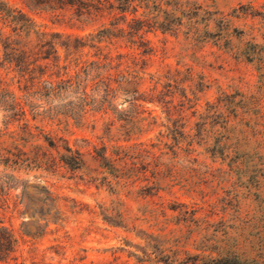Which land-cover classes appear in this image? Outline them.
Returning a JSON list of instances; mask_svg holds the SVG:
<instances>
[{"label":"rangeland","instance_id":"rangeland-1","mask_svg":"<svg viewBox=\"0 0 264 264\" xmlns=\"http://www.w3.org/2000/svg\"><path fill=\"white\" fill-rule=\"evenodd\" d=\"M6 2L110 39L60 50L57 96L1 72L26 116L0 107V264H264V0ZM97 49L145 72L144 95L87 79Z\"/></svg>","mask_w":264,"mask_h":264},{"label":"trees","instance_id":"trees-1","mask_svg":"<svg viewBox=\"0 0 264 264\" xmlns=\"http://www.w3.org/2000/svg\"><path fill=\"white\" fill-rule=\"evenodd\" d=\"M50 1L53 3L63 2V0ZM80 5L87 8L86 4L82 3ZM0 25L4 29L11 30L10 34H4L0 30V107L8 114L7 118L10 124L25 117L26 111L17 95L9 88L8 81L2 77V70L13 69L18 73L21 80L26 81L28 77L35 80V76H39L38 73L42 72L39 78L42 79L48 76L50 80L44 82L46 96H57L63 90V85L65 88L68 86L67 89H69L74 85L73 80L75 79L68 78L65 81L60 79L61 82L59 83H54L55 81L52 80L62 69H66L61 67L60 50H64L72 58V54L84 49L88 41L91 42V47H95V42L102 43L110 39L106 34L107 29L100 31L96 36L89 37L87 40L64 36L60 33L42 32L28 19L26 14L10 7L6 0H0ZM97 50L99 52L98 60L86 63L83 66V73L87 79L92 77V80L103 85L107 97L114 93L115 86L120 87L124 83L134 84L136 87L134 93L144 95L138 92V87L145 80V72L134 69L131 64L123 70L121 69L124 63L123 56H118V59H122V61H116L103 55L101 49ZM79 77L80 75L76 76L77 79ZM56 78H59V76L57 75ZM76 84L79 85V82H76ZM68 152L71 153L70 150ZM60 159L70 168L75 166L76 169H79L83 165L80 154L75 157L73 155H62ZM103 160H106V158L103 157ZM214 264L243 263L239 257L228 254L216 260Z\"/></svg>","mask_w":264,"mask_h":264}]
</instances>
